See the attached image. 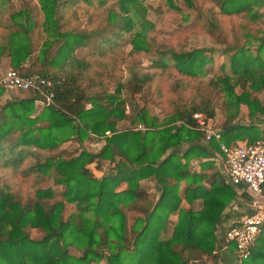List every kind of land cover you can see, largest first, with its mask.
Listing matches in <instances>:
<instances>
[{
    "label": "trees",
    "instance_id": "trees-1",
    "mask_svg": "<svg viewBox=\"0 0 264 264\" xmlns=\"http://www.w3.org/2000/svg\"><path fill=\"white\" fill-rule=\"evenodd\" d=\"M58 1L37 0L43 24L48 26L44 30L56 35L54 41L61 39L52 59L56 67L53 71L44 67L36 71L31 65L22 67L30 61L33 39L39 41L41 37L40 32H35L39 29H32L34 18L28 15V10L23 8L9 15L0 13V59L8 58L10 68L24 75L39 74L49 78L54 99L33 118L30 115L38 99L35 94L5 105L12 113L13 123L9 128L17 131H10L12 134L8 135V128L0 135V264H188L202 255L214 257L218 246L216 224L236 193L216 170L206 175L190 169L192 159H209L222 153L215 140L205 146L198 145L202 132L189 126L195 124L193 113L202 112L214 118L218 107L224 143L234 145L238 140L253 143L261 137L256 125H243L234 119L240 104H245L250 114L264 113V101L253 93L264 89V58L260 56L264 52V30L258 31L256 37L244 33L255 37L256 56L244 47L235 48L230 56L231 71L212 76L208 82L198 78L210 60L204 50L157 52L148 67L162 73L174 68L185 75V79L175 82L174 88L191 93L188 97L180 93V98L174 100V112L165 121H159L141 108L130 121L139 122L143 128L118 130V122L128 118L120 106L124 100L117 102L118 96L105 90L89 93V87L81 83L91 67L95 68L96 77L104 71L108 78L114 72L116 61L109 60L107 53L117 47L123 32L132 31V22L125 14L133 0H120V10L108 16V22L116 24L119 30L113 27L69 29L71 31L59 30L55 16ZM216 1L224 14L251 13L253 20L264 18L254 9L264 0ZM63 2V11L72 5V0ZM22 13L25 23L16 22ZM131 36L129 43L133 50H148L139 45V34ZM51 44L46 41L43 54H48ZM77 44L94 46L95 51L88 54L90 59L88 55L79 58L74 54ZM97 56L101 59L93 64L92 58ZM130 71L138 84L136 91L155 76L150 72ZM94 82L95 79L90 80L91 85ZM237 85L240 86L238 92ZM214 92L217 98L213 97ZM89 136L104 139L101 149L95 153L81 150L71 158L52 156L42 162L29 146L24 147L26 144L52 149L74 138L81 143ZM184 143L188 144L185 150L176 153L175 149ZM104 162L112 164L107 173L98 177L91 172L90 167L100 170ZM213 164L211 159L199 163L203 169L214 168ZM7 173L32 178L36 184L44 177L53 176L55 183L65 188L61 198L53 200L51 186H37L35 196L21 203L13 193L1 187ZM145 178L152 179L158 187L155 201L140 185V180ZM182 181L185 187L180 192ZM198 198L203 204L201 209L194 210L193 202ZM65 201L74 203L77 215L63 217ZM183 201L189 206H183ZM125 210L138 213L130 227ZM172 214L177 215L175 221L170 218ZM26 227L40 228L44 235L32 239L24 230ZM70 245L82 248L83 252L72 255ZM228 246L234 252V245L229 243ZM241 264H264V227L250 256Z\"/></svg>",
    "mask_w": 264,
    "mask_h": 264
},
{
    "label": "rangeland",
    "instance_id": "rangeland-1",
    "mask_svg": "<svg viewBox=\"0 0 264 264\" xmlns=\"http://www.w3.org/2000/svg\"><path fill=\"white\" fill-rule=\"evenodd\" d=\"M63 1H58L55 15L59 30L66 31L73 28L91 30L113 29V27L119 30L116 28V24L108 22V16L110 12H118L120 10V0H72V5L66 8L65 11L62 10ZM23 8L27 9L28 15L34 18L35 26L32 29H39L35 32H40L41 35L39 41L33 39L32 54L28 62L36 71H40L43 67L53 71L56 67L53 66L55 64L52 59L56 55L61 39L54 41L56 35L44 30L48 29V26L43 24V14L37 0H0V13L5 15ZM254 9L264 15V3L255 5ZM5 15L4 19H7ZM125 17L131 20L132 31L123 32L122 37L118 39L119 44L117 47L112 52L107 53L109 60L116 61L114 63L115 66H113L114 72L108 78L104 71L96 77L95 68L91 67L87 73L88 76L81 83V86L89 87L87 89L89 93L105 90L116 94L118 96L117 102L118 100H124V104L120 106L124 108L128 118L118 122V130L143 128L139 122L130 121V117L135 116L141 108L146 109L149 115L157 117L159 121H165L174 112V100L180 98V93L182 97L190 95V90L179 92L174 88L175 82L185 79V75L177 72L174 68L162 73L148 67L150 59L157 57V52L167 49L173 51L191 50L194 48L204 50L205 57H209L210 60L205 63L203 72L198 75V78L208 82L212 76L230 72V56L235 48L244 47L246 51L252 50V40L253 36H255L254 30L264 29V18L260 17V20H253L251 19V13L224 14L220 11L216 0H133L128 5ZM15 21L25 23V15L22 13L17 16ZM98 32L101 31L98 30ZM246 32L251 33L253 36L245 35L244 33ZM135 33L139 34V45L148 50L136 51L132 49L129 41L132 38L131 35ZM46 41L52 42L49 46L52 49L49 50L47 55L43 54V50L46 49ZM90 45L77 44L74 54L79 58L86 57L92 50L95 51L94 46L90 47ZM88 58L90 59L91 56ZM100 59V56L92 58L93 64ZM130 70L137 74L150 72L154 73L155 76L152 81L143 83L140 91H136L138 84L132 77L133 73ZM91 79H95L94 85L90 84ZM96 79L99 80L96 81ZM235 89L238 92L240 86L237 85ZM246 89L248 91L251 90L249 87ZM29 94L31 95L32 93L29 92ZM213 95V97L216 96L217 98L216 92ZM42 103L43 106L46 105L45 101H42ZM85 106L89 107V104ZM216 110L217 114L213 119L216 126L221 127L222 120L219 118V108L216 107ZM103 144L104 139L102 137L89 136L81 143L74 138L52 149L33 147L32 150L44 162L47 157L52 156L71 158L78 155L81 150L95 153L101 149ZM111 166V163L104 162L99 171L93 167H90V170L100 177L107 173ZM33 180L32 178H22L7 173L1 187L4 191L13 193L21 203L29 197L35 196L34 190L37 186L43 188L51 186L54 194L53 200L61 198L65 187L62 184H56L53 176L44 177L39 184H36ZM143 185L153 192L150 198L155 201V191L158 188L147 181H144ZM64 205L63 217L65 219L71 215H77L78 211L74 203L65 201ZM125 212L127 215V226L130 227L138 213L128 210H125ZM24 230L28 232L32 239H40L44 235V230L40 228L26 227ZM167 233L168 231L164 233V236ZM101 251L105 252L104 249H101ZM218 251L219 246L213 254L214 257L202 255L199 259L190 260L188 264H230V257L225 254L221 255ZM82 252L83 249L78 246H69V253L72 255L78 256ZM234 263L240 264L235 260L232 261V264Z\"/></svg>",
    "mask_w": 264,
    "mask_h": 264
},
{
    "label": "built area",
    "instance_id": "built-area-1",
    "mask_svg": "<svg viewBox=\"0 0 264 264\" xmlns=\"http://www.w3.org/2000/svg\"><path fill=\"white\" fill-rule=\"evenodd\" d=\"M0 89L31 92L46 104L53 103L52 82L39 74L24 75L14 68L0 69ZM1 104V96H0ZM194 126L191 129L202 132L198 145L205 146L215 140L222 153L221 174L224 182L232 187L244 186L251 195V213L232 222L225 230L221 245H234L235 260L242 263L250 256L251 248L264 227V140L253 143L227 145L222 141V131L213 118L202 112L192 114Z\"/></svg>",
    "mask_w": 264,
    "mask_h": 264
},
{
    "label": "crops",
    "instance_id": "crops-1",
    "mask_svg": "<svg viewBox=\"0 0 264 264\" xmlns=\"http://www.w3.org/2000/svg\"><path fill=\"white\" fill-rule=\"evenodd\" d=\"M263 31L264 29H255L254 30V34L255 37L257 36V32L258 31ZM255 37L253 38V49L249 50L250 53H252L254 56L257 55V48H256V44L257 41L255 39ZM260 56L262 58H264V52L260 53ZM29 60H27L26 63L23 64V68L28 67L30 65V63L28 62ZM10 63H9V59L8 58H1L0 59V69H6L9 68ZM254 95L256 96L257 99L264 101V89H261L257 92H253ZM33 94H29V92H21V91H16V90H9V91H4L1 90L0 92V96H1V104H0V129L2 127V125H4L5 127H3L4 129L0 130V135L3 133V131H7V129L9 128L10 124L13 123V119H12V113L9 109H7L5 107L6 103L8 102H17L21 99L24 98H28L30 96H32ZM5 107V108H4ZM43 103L41 100L37 99L34 101V112L32 115H30V118L35 117L42 109H43ZM222 119V116L220 115V117ZM235 122H238L240 124L243 125H256L258 127V129L261 132V137L259 139L264 140V113H259L256 112L255 114H250L248 107L245 104H240L239 106V112L237 114V116L234 119ZM19 127V126H18ZM2 131V132H1ZM10 131H17L16 128H9V132ZM12 132H10L8 135L12 134ZM18 133V132H17ZM20 134V133H19ZM16 137V136H15ZM244 141L238 140V143H244ZM27 146L28 149L32 150V148L34 146L31 145H24V147L26 148ZM188 146L187 143L181 144L180 146H178L175 149V152L178 154H181L185 148ZM33 151V150H32ZM222 156V155H221ZM218 154H215L214 157L209 158L211 159L214 164L213 167L214 168H207V169H203L200 167L199 163L200 161H207L209 159L207 158H202V159H192L190 161V169L194 172H200L206 175H209L213 172V170H216L220 175H221V164H220V158L221 157ZM99 171V170H97ZM147 181L149 183H151V185L156 186L157 185L154 183V181L150 178H145L140 180V185L143 189H145L147 191V193L149 194V197L151 196V193H153L151 190H148L147 187H144L143 182ZM204 184L208 185L207 181L203 182ZM225 183V182H224ZM226 184V183H225ZM229 185V184H227ZM121 186H125V184H122ZM185 187V181H182L180 183V192H182V190ZM156 190V189H155ZM233 190L236 193L235 198L222 210V214L220 219L218 220L217 224H216V236H217V240H218V246H219V251L221 255H227L230 257V264H232V261L235 260V254L233 252V248H231L230 246L227 247H223L221 245L222 239H223V235L224 232L226 230V228L234 221L239 220L243 217H245L246 215H248L249 213H251L253 207L251 205V200H252V195L250 193V191L245 188L244 186H237V187H233ZM156 197L155 199H157L158 197V190L155 191ZM203 204V201L201 198H198L196 200H194L193 202V208L194 210H199L201 209ZM183 206L188 207L189 204L186 203L185 201H183L182 203ZM170 218L175 221L177 219V215L176 214H172L170 216ZM217 246V248H218ZM236 261V260H235ZM235 264V263H234Z\"/></svg>",
    "mask_w": 264,
    "mask_h": 264
}]
</instances>
